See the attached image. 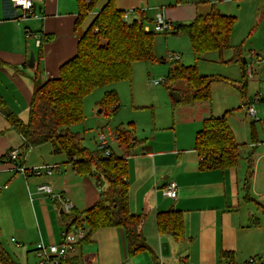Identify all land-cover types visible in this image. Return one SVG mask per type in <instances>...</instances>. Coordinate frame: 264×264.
<instances>
[{
    "label": "crops",
    "instance_id": "0c3cea01",
    "mask_svg": "<svg viewBox=\"0 0 264 264\" xmlns=\"http://www.w3.org/2000/svg\"><path fill=\"white\" fill-rule=\"evenodd\" d=\"M106 1L101 0V6ZM32 2V12L38 17L31 16V12L23 17L20 8L13 7L8 0H0V100L4 104L0 110V245L18 264L24 259L29 263L31 258L36 264V244L59 242L68 224L63 219L66 213L62 212L60 204L38 193V185L49 183L55 193L68 198L73 209L82 211L97 201L105 183L103 179L97 182L93 175H79L63 153L53 152L49 142L24 153L22 137L6 118L7 112H14L26 122L35 77L45 80L56 76L59 66L76 48V0ZM198 2L201 1L115 0L116 6L126 11L148 9L154 16L161 12L173 25L189 22L212 7L225 14L218 0ZM168 53L178 55L168 59L182 63V52ZM31 56L33 65L29 66ZM160 61L164 63L165 59L161 57ZM255 69V75L247 79L243 94L237 89V82L232 84L237 91L235 102H240L235 107L238 112H230L234 109L231 107L221 113L227 112L234 136L242 144L236 167L199 168L195 134L203 120L214 115L211 98L174 107L168 96L169 102H164L163 107L171 117L163 125H157L159 113H155L156 123L150 136L141 142L137 140L127 158L129 210L144 214L141 232L147 249L129 255L124 230L104 227L79 244L75 255L63 264H240L250 257L256 258V264H264V219L259 216L260 212L264 214V120L249 128L239 114L242 111L248 116L245 103L257 91L263 96L258 107L264 106V61ZM141 71L139 64L132 65L133 76ZM148 80L150 83L151 79ZM109 89L117 92L116 87ZM160 128L167 131L160 132ZM10 149H18L20 154L24 153V158L9 161L6 154ZM15 164L26 168L52 165L54 170L49 176L25 177L13 170ZM249 165L252 174L249 184L245 185ZM171 182L177 185L174 199L163 192ZM247 201L252 207L243 209ZM170 208L182 213L185 237L179 241L160 233L157 228L158 212ZM85 246L86 252L83 251ZM222 252H230L231 256L222 258Z\"/></svg>",
    "mask_w": 264,
    "mask_h": 264
},
{
    "label": "trees",
    "instance_id": "16d2710c",
    "mask_svg": "<svg viewBox=\"0 0 264 264\" xmlns=\"http://www.w3.org/2000/svg\"><path fill=\"white\" fill-rule=\"evenodd\" d=\"M78 13L74 29L83 24L100 0H76ZM126 10L116 6L115 0H107L87 27L78 34L74 54L64 61L54 77L37 79L30 97L27 121H22L14 112L6 118L22 137L24 153L31 147L49 142L53 152L63 153L79 175L96 176L106 183L99 192L97 201L88 208L73 209L65 215L67 227L82 226L85 237L79 244L88 241L92 233L104 227H121L124 230L129 255L147 249L141 232L144 214L129 210L127 158L137 144L132 127H118L115 132L117 145L122 154L111 150L105 155L96 148L90 152L83 144V137L70 126L83 120V99L93 90L123 80H131L132 65L138 61H156L154 39L157 32L145 30L146 16L133 9L136 16L125 19ZM236 17L220 12L216 7L204 14H197L191 21L179 22L170 32L186 35L195 59H202L210 51L222 52L230 48V35ZM231 61H241L242 76L237 82L241 94L247 82L241 47L234 46ZM184 80L186 88L177 95L175 84ZM227 82L224 78L199 73L196 64L185 65L178 60L168 70L163 85L172 106L186 105L211 98L214 82ZM234 84V82H232ZM0 100V110L4 108ZM101 109L113 114L119 106L118 94L113 89L104 91L99 101ZM227 112L205 118L195 134L194 149L199 157L201 170L235 168L240 158L239 143L228 123ZM254 122V121H253ZM21 153V154H24ZM252 169L248 167L245 185L249 184ZM157 228L160 233L182 240L184 222L179 210L170 208L158 212ZM231 256L222 252L221 257ZM0 262L16 263L0 245Z\"/></svg>",
    "mask_w": 264,
    "mask_h": 264
},
{
    "label": "rangeland",
    "instance_id": "374dc122",
    "mask_svg": "<svg viewBox=\"0 0 264 264\" xmlns=\"http://www.w3.org/2000/svg\"><path fill=\"white\" fill-rule=\"evenodd\" d=\"M184 1V0H182ZM193 1V0H187ZM199 4L210 0H199ZM223 6L221 11L225 14L236 17L230 48L222 52L210 51L206 53L202 60L194 62L193 55L190 49L189 39L186 35H174L168 33H156L154 39V53L158 58L156 61H138L142 67L139 75L132 74L131 80L118 81L107 86L99 87L87 94L83 99V120L70 126L73 132L79 133L83 137L84 146L92 153H95L96 147L99 144L100 135L103 134L108 144L109 149L115 155H121L122 150L117 145L115 132L118 127H132V133L138 141H143L152 131L155 126V113L161 115L157 125H163L167 122L170 112L164 109V102H169L167 91L163 85V80L168 70L173 66L174 61L168 59L169 51L182 52V63L196 64L198 71L214 76H220L227 82H214L211 87V102L214 116L221 115L225 109L233 107V111L238 112L235 107L240 102H235L237 91L234 89L232 82H238L242 76L241 61H231L233 57L234 46L241 47L243 57H250L252 51L258 54H264V0H218ZM101 7V0L98 2L94 10L88 15L83 24L78 28L77 34L87 27L93 15ZM147 7V6H146ZM132 10V9H128ZM147 18L146 25L150 28L154 12L148 9L145 10ZM164 58L165 62H161L160 58ZM30 58L28 59L29 63ZM190 62V63H189ZM137 66V65H136ZM151 79L149 83L148 79ZM159 81V84H154L153 81ZM111 86L116 87L119 98V106L113 114H110L106 109H101L99 101L102 98L104 91ZM177 95L181 94L186 88L184 80H178L174 85ZM238 103V104H237ZM138 105V106H137ZM141 105V106H139ZM234 105V106H233ZM223 111V112H222ZM220 113V114H219ZM169 114V115H168ZM249 125H255L257 122L246 116L244 112L239 111ZM171 117V116H170ZM250 128V127H249ZM161 129V128H160ZM167 129H161L160 132H166ZM241 138V131L238 132ZM102 181V180H101ZM104 183V181H102ZM102 188L106 183L102 184ZM252 207L249 201L245 202L243 209ZM261 219H264V214L259 213ZM66 220L65 217H63ZM88 248L85 246L83 251ZM20 261V260H19ZM22 264H35L34 258H31L29 263L26 259L21 260Z\"/></svg>",
    "mask_w": 264,
    "mask_h": 264
},
{
    "label": "built area",
    "instance_id": "2783aa9c",
    "mask_svg": "<svg viewBox=\"0 0 264 264\" xmlns=\"http://www.w3.org/2000/svg\"><path fill=\"white\" fill-rule=\"evenodd\" d=\"M8 2L15 8H20L22 16L26 17V14L31 12V16L38 17V15L32 12L33 2L32 0H8ZM133 14V10H127L124 18L129 19L130 15ZM153 27L150 28L145 25V30H152L157 33H167L173 29V23L165 18L161 12H157L152 21ZM177 54H170L169 58L177 57ZM264 61V54L252 53L248 59L244 62V73L247 79H251L255 75V67L259 63ZM154 84L160 82L155 80ZM263 100V96L260 92L254 93L251 98L245 103V110L251 120L262 121L264 120V106L258 107V104ZM101 150L105 155H108L110 149L105 140L103 134L100 135L99 144L96 147ZM23 154H20L18 149H10L6 158L9 161L15 162ZM24 156V155H23ZM22 156V158H24ZM13 170L23 176H39V175H51L54 170L52 165H40L32 168H26L22 164H15ZM3 187H7L4 185ZM38 193L46 194L53 202H57L61 206L62 212L69 214L73 210V204L68 200L66 196L61 193H55L52 186L49 183H42L37 186ZM164 194L170 198H176L177 196V185L175 182H171L165 189ZM86 230L82 226H71L66 227L61 232V239L57 243L45 244L39 241L34 249L36 257V264H63L68 259L75 255V252L79 246V241L85 237ZM256 258L250 257L243 263L240 264H256Z\"/></svg>",
    "mask_w": 264,
    "mask_h": 264
},
{
    "label": "water",
    "instance_id": "95a60500",
    "mask_svg": "<svg viewBox=\"0 0 264 264\" xmlns=\"http://www.w3.org/2000/svg\"><path fill=\"white\" fill-rule=\"evenodd\" d=\"M243 61L245 62V59ZM28 65L29 66H32L33 65V57L32 56L30 57V60H29Z\"/></svg>",
    "mask_w": 264,
    "mask_h": 264
}]
</instances>
